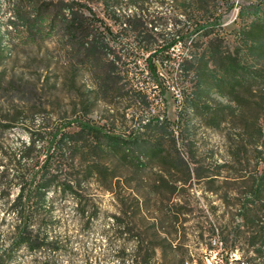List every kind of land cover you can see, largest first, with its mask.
Segmentation results:
<instances>
[{
    "label": "rangeland",
    "instance_id": "1",
    "mask_svg": "<svg viewBox=\"0 0 264 264\" xmlns=\"http://www.w3.org/2000/svg\"><path fill=\"white\" fill-rule=\"evenodd\" d=\"M85 1L91 2L114 31H122L123 38L127 36L109 19L102 1ZM195 1L197 12L185 0H146L145 14L163 34L192 30L197 24L220 18L207 32L221 45L222 55L238 52L244 63L245 5L257 0ZM11 2L0 0V122L13 126L9 130L0 126V162H7V154L19 152L27 140L26 126L42 119L54 126L64 118L86 117L109 124L126 138L146 123L149 112H155L162 122L167 118L173 123L163 137L164 158L147 161L143 171H135L112 153L103 157L102 163L119 177L113 183H89L90 196H94L99 209L85 231L80 232L77 222V199L47 193L50 233L64 245L62 251L52 254L56 264H73L71 251L78 252L74 264H82L86 252L93 254L92 264H119L116 254L122 242L110 244L107 231L113 228L112 216L124 211L128 212L126 220L146 230L147 239L158 246L156 258L160 264H245L251 257L264 264V247L260 253L255 251L260 243L264 245V195L257 213L259 225L253 223L254 212L245 210L247 179L264 168V155L255 144L254 130L245 127V77L229 79L219 71L211 84L203 86L205 95L199 99L192 94L198 89L193 74H183L181 83L175 84L169 79L173 76L171 69L161 68L168 79L164 85L168 90L164 96L159 91L155 94L152 109L140 105L137 85L131 83L120 85L121 91L104 101L92 92L93 82L88 75L74 77L63 43L54 38L27 43L14 32L10 25L14 19ZM232 3L235 6L229 9ZM128 4L122 0L121 13L131 11L133 7ZM204 42L200 38L199 45ZM215 60L217 68L221 67L220 55ZM85 105L90 107L88 112L83 109ZM258 113L248 112L249 125ZM177 154L187 163L189 176L178 164ZM10 189L13 196L17 194L18 187L12 184ZM4 228L0 225L1 230ZM258 231L262 233L259 238ZM256 238L258 244L254 247ZM134 246L129 243L128 253ZM35 257L21 248L12 264H33ZM38 257L44 259L45 255L40 253Z\"/></svg>",
    "mask_w": 264,
    "mask_h": 264
},
{
    "label": "trees",
    "instance_id": "2",
    "mask_svg": "<svg viewBox=\"0 0 264 264\" xmlns=\"http://www.w3.org/2000/svg\"><path fill=\"white\" fill-rule=\"evenodd\" d=\"M92 1H102L109 19L122 27L127 35L125 38L122 31H114L95 12L91 2L85 0H12L14 19L10 25L27 43L51 38L63 43L74 77L82 73L88 75L93 82L92 92L104 101L115 97L121 91L120 85L131 83L137 85L135 91L140 96V105L152 109L155 94L159 91L160 96H164L168 90L164 86L168 79L161 68L171 69L173 76L169 79L175 84L181 83L183 74H193L198 89L192 94L199 99L205 95L203 86L211 84L219 71L229 79L245 77V127L254 130L255 144L261 147L259 153L264 155V0L245 5L244 63L238 52L222 55L221 45L216 44L212 34L207 32L220 22V18L197 24L192 30L163 34L146 16V0H127L129 8H133L124 14L121 13L122 0ZM185 3H189L194 11L199 10L195 0H185ZM234 6L232 3L229 9ZM243 13L241 10L240 15ZM251 16L254 18L249 21ZM201 30H205L204 34H198ZM200 38L205 39L202 46L199 45ZM176 48L180 49L177 54ZM217 54L223 62L219 68L215 60ZM83 109L88 112L90 107L85 105ZM251 110L260 113L249 125L248 112ZM149 113L151 116L146 123L127 138L116 133L109 124H99L81 116L64 118L54 126L47 125L45 119L26 126L27 140L23 141L19 152L7 154V162H0L3 167L0 170V186L3 187L0 191L3 209H0V225L5 226L0 229V264H12L15 253L21 248L36 256L33 264L57 263L52 254L62 251L64 245L50 233L51 211L47 193L73 195L77 199L80 232L85 231L98 216L99 209L93 202L94 196H90L89 183L91 180L113 183L119 177L112 173L108 164L102 163L105 155L112 153L115 159L119 158L137 172L144 170L147 161L164 158L163 137L173 123L167 118L162 122L155 112ZM0 126L5 130L13 127L1 122ZM171 134L175 143L174 132ZM176 159L189 176L184 158L177 154ZM252 175L246 182L245 210L254 212L253 223L259 225L257 213L264 195V168L257 169ZM12 184L18 187L14 196L10 189ZM135 201L140 209L137 197H134ZM127 215V211L113 215V228L107 231L110 244L122 242L117 250V262L160 264L156 258L158 246L147 239L146 230L133 221L128 222ZM258 232L259 238L262 233ZM129 243L135 245L131 253H128ZM170 247L174 249L173 244ZM263 247L260 243L255 251L260 253ZM40 253L45 255L44 259L38 257ZM77 254L71 251V263L74 264ZM92 259L93 254L86 252L82 264H92ZM245 264H258V259L251 257Z\"/></svg>",
    "mask_w": 264,
    "mask_h": 264
}]
</instances>
